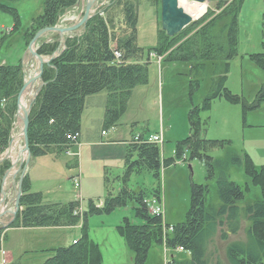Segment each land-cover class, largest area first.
<instances>
[{
    "label": "trees",
    "instance_id": "obj_1",
    "mask_svg": "<svg viewBox=\"0 0 264 264\" xmlns=\"http://www.w3.org/2000/svg\"><path fill=\"white\" fill-rule=\"evenodd\" d=\"M160 6L161 0H153ZM243 0H232L228 4L218 2L219 12L212 10L199 20L192 21L180 33L168 36L162 28L158 30L157 44L149 50L163 56L164 61H191L194 68L205 67L209 61L215 66L214 85L201 105L189 111L190 134L176 143L175 155L181 157L185 152L190 158L204 161L208 178L216 176L215 168L226 163L214 159L207 153L208 148L229 143L225 140L206 139L202 136L204 125L200 113L209 110L217 98L241 104L245 111L259 107L264 102V82L256 98L249 103L243 96L233 93L225 84L231 60L238 53V17ZM78 0H45L43 12L33 18L31 25L23 32L25 45L38 30L58 24L61 16L74 8ZM122 18V31L117 36L116 14ZM0 11L8 12L14 19L13 31L21 28V18L16 7L6 0H0ZM138 0H110V4L97 9L80 32L65 36L62 44L58 33L51 39L41 37L36 50L39 54L51 57L61 51L44 65L41 91L30 110L28 128L31 157L77 152L81 131L85 99L90 95L106 92L104 127L117 125L127 111L133 90L149 80L148 62L141 61L144 49L137 44ZM264 28V22H263ZM5 35H0V45ZM114 47L122 54L115 60ZM262 47L264 49V32ZM251 60L264 70V52L250 55ZM25 73L22 62L0 64V154L10 143L16 122L17 95L23 86ZM77 154V153H76ZM78 157V156H77ZM69 161V166L77 165L78 158ZM234 163L243 166L248 178L246 185H239L222 173L217 178L218 195L221 203L208 202V184H192L191 203L186 220L172 225L171 231L164 233L161 216L152 215L145 207V197L158 195L161 191V169L174 162L164 158L156 143H130L125 158V169L120 177L124 186L116 194L108 192L103 204L97 206L93 199L87 201L82 218L75 214L79 202L47 203L42 192L31 190L29 176L26 174L22 184L20 207L16 217L8 227H71L81 224V237L67 246L48 247L41 252L49 256L41 264H103L100 245L89 234L88 218L92 214H107L128 202L134 204V217H124L116 226V231L124 239L133 254L129 264H146L150 249L165 243L171 250L183 247L190 258L173 256L166 264H222L212 263L207 254L210 239L219 230L222 237L227 231L236 233L243 219H247L246 241H232L226 245L225 252L229 264H264V165L257 167L247 152L232 157ZM11 167V160L0 162V197L2 180ZM149 171L157 180L154 189H131L127 182L133 174ZM258 194L247 198L251 189ZM166 225L170 226L166 223ZM227 231H223V227ZM6 228L0 227V237L6 239ZM11 264H21L13 262Z\"/></svg>",
    "mask_w": 264,
    "mask_h": 264
},
{
    "label": "rangeland",
    "instance_id": "obj_2",
    "mask_svg": "<svg viewBox=\"0 0 264 264\" xmlns=\"http://www.w3.org/2000/svg\"><path fill=\"white\" fill-rule=\"evenodd\" d=\"M6 1L17 8L21 18V28L19 31H13V17L8 12L0 11V35H10L0 45V57L10 54L11 63H18L24 56L23 52L25 50L29 52L28 45H25L23 32L31 25L33 18L43 12L45 0ZM187 1L193 2V0ZM203 3H205L204 13L193 18V21L199 20L209 10L219 12L218 1L207 0ZM109 4L110 0H98L95 8L98 9ZM80 9H84L83 1L66 11L56 25L68 26L71 24V21L63 19L64 15L66 13L67 16H69L68 13L74 15ZM115 14V34L118 36L122 31V18L119 15V10H116ZM2 22L12 26L2 28ZM238 22L239 54L231 60L225 84L233 93L243 96L251 103L255 100L257 92L264 82V70L250 58L251 54L264 52L262 47L264 0H243ZM161 28L160 6L156 2L154 4L153 0H138L137 44L144 49L141 60L149 62V80L146 84L134 88L128 102V110L121 117L117 127L126 130L125 135H127L132 129L137 132L147 131L148 134L160 132L162 126L164 130L163 157L174 159L170 165L163 166L159 179L164 206L163 219L165 223L174 225L186 220L190 209L193 183L208 184L210 189L208 202L214 205L221 203L218 195L217 178L222 173L237 184L246 185L248 178L244 173L243 166L232 161L234 155H241L250 151L257 167L264 164V144L257 146L254 144L257 139L263 137V135L259 136L261 131H258L256 126L264 124V102L259 107L245 111L242 103L236 104L224 98H217L209 110L200 113V119L204 125L202 136L209 140L217 139L229 142L207 150V153L214 159L226 162L221 167L215 168L216 176L213 179L208 178L204 161L198 158L191 159L189 151L185 152L183 156L177 157L174 151L176 143L190 134L189 111L193 106L201 105L204 98L210 94L214 85L216 69L209 61L205 62V67L194 68V63L191 61H159L156 57L148 60L149 50L157 44L158 30ZM50 34L52 33L43 37L50 40ZM28 54L32 62L29 63L28 67L25 63L27 76L31 75L37 66L34 57L30 53ZM39 83L40 81L36 82L35 88ZM28 96V99H25L27 104H29L32 95ZM103 113L104 109H96L93 117H102ZM89 115L90 113H87L84 117L86 126L91 125ZM17 122L18 126L14 129V135L20 133L22 128V120ZM18 139L17 137L16 140ZM19 140L18 144L22 147V139ZM68 157L65 153L58 157L40 156L37 160H43V163L45 161V165L40 163L36 167H34L35 157L29 159L27 172L31 171L32 174H35L36 168H38V172L41 173L39 183L35 185V188L46 190L49 187L51 189L50 192H43L45 199L64 201L75 198L78 200L77 194H81L79 199H81L82 208L85 209L90 198L94 200L96 205L101 206L108 191L116 194L120 189V181L116 178L120 171L112 166L116 165L115 161L107 162L106 167L102 162L91 166L87 164V170L90 168L93 173L95 172L99 176L98 180L95 181L89 178L85 180L84 175L79 171L81 156L78 166L71 169L66 166ZM72 175L74 176L70 178ZM77 175H80L81 178L80 189L74 185V177ZM106 176L110 178L108 188L104 181ZM127 185L131 189L145 188L151 190L157 186V180L151 172L144 171L141 174H133ZM258 193V189L252 188L251 193L247 194V198L251 199ZM133 207L134 204L128 202L125 206L117 207L110 213L89 216V234L100 245L103 264H129L132 262L133 254L124 239L116 231V226L122 223L124 217H129L135 222L138 221L134 217ZM9 216L12 217L10 214ZM8 222L1 220L0 226ZM81 224L82 219L76 226L56 231H24L9 228L4 246L18 260L20 259L22 264H41L49 254L37 251V249L71 244L73 239L81 237ZM247 225L248 221L244 218L236 233L229 232L223 238L222 231L219 230L210 239L207 254L212 263L219 260L222 264H229L225 252L226 245L232 241H246ZM25 249L28 252H25ZM171 254L181 258H187L189 255L187 251L174 252L169 250L168 255ZM167 261L164 247L155 245L149 251L146 264H166Z\"/></svg>",
    "mask_w": 264,
    "mask_h": 264
},
{
    "label": "crops",
    "instance_id": "obj_3",
    "mask_svg": "<svg viewBox=\"0 0 264 264\" xmlns=\"http://www.w3.org/2000/svg\"><path fill=\"white\" fill-rule=\"evenodd\" d=\"M82 12H83V10L80 9L79 12H77L76 14L73 13L74 15H70L71 13H68L69 16H67L66 15L67 13H66L64 15L63 19L64 20L67 19L68 21H71V24H73L78 19H80V17L82 16ZM12 25H10V26H12ZM10 26H8L7 23H5V22L1 23L2 28L10 27ZM63 26H67V25H63ZM65 35H67V34H65ZM8 36H10V35H5V38L2 40V42H4V40H6ZM2 42H1V44H2ZM26 51L27 50H25V52H23L24 56H23V58L20 59V61L23 63H26V65L28 67L29 63H31L32 61L30 60L31 58H29V56H28L29 52H26ZM8 63H11L10 54H7L3 57H0V64H8ZM11 64H13V63H11ZM106 98H107L106 92H100V93L86 97L85 107H84V111H83V115H82V121H81V131H80V137H79V144L77 146V152H73L70 150L72 153H77L78 155H74V154L69 155L66 152V155L69 156L68 157L69 160L66 162V166L69 169L74 168L75 166H78V163H77V165L75 164L73 166H69L68 162L76 160L77 156H78L77 158L79 161V157L81 156V168L79 171L82 173V175H84L85 180H86V178H89L91 180L96 181V180H98L99 176L95 172L93 173L92 169L89 168V170H87L86 165L88 164V166L89 165L91 166L93 164H98V163L102 162L104 164V167H106L108 165L107 162L115 161L116 165H112V166H115L116 170L120 171V173L116 177L118 179V181H120V184H121L119 187L120 189L118 190V191H120L122 189V187L124 186V183L122 182L120 177L122 176L124 169H125V158H126V154L128 152L129 144H130L131 140L133 139V137L136 134H141L143 136H149V135L154 134V133L148 134L147 131L137 132V131L132 129L131 131H129V133L127 135H125L126 130H123V129L117 127V125L119 123L117 125L111 127V128L106 129L104 127ZM96 109H101V110L104 109V113H103L102 117H97V118L93 117ZM127 110H128V108H127ZM87 113H90V115L88 116V118L91 120L90 126H86L84 123V117H85V114H87ZM17 126H18V122L15 123L14 129H16ZM256 127H257L256 129L258 131H261V132H259V136L263 135V137H260L259 139H257L254 142L255 146L264 144V132H263L264 131V124L257 125ZM161 128H162V126H161ZM14 129H13V133H15ZM162 130H163V128H162ZM112 135H113V137H111ZM163 138H164V130H163ZM19 141L20 140L18 139V140H15L13 143V147H12L13 148V155H12L13 157L10 158L11 162L13 160H15L18 153L20 152V149L22 148L18 144ZM244 143H245V140H244ZM248 152L251 154V157L253 158V154L250 151H248ZM47 156L58 157V156H53L50 154L43 155L41 157H47ZM162 156H163V151H162ZM32 157H34V156H32ZM39 157L40 156L35 157L36 160H34L35 161L34 167L39 166L40 163H43V160L42 161L37 160ZM42 165H45V161ZM36 170H37V172L35 174H32L31 171L27 172V166H26L25 174H27L29 176L30 183H31V190L34 192H42V193L43 192H50L51 189H49V187L46 190H43V189L40 190V189L35 188V185L37 183H39V177L41 175V173L38 172V168H36ZM104 171H105V169H104ZM105 173L107 174V172H105ZM73 176L74 175L70 176V178H72ZM104 181L106 182V187L108 188L110 178L106 176L104 178ZM18 182H19V177L16 174L15 177L11 176L7 180V183H6V191H7L6 192V198H7V202L11 203V207H13V204H14V199H15V195H16V189L18 186ZM108 192H111V191H108ZM43 198H44V201L47 203H55V202L65 203L64 201L69 202V201L75 200V198H72V199H68V200H64V201H62V200H57V201L52 200L51 201V200L45 199L44 194H43ZM11 219H12V217H10L8 214V215H5L1 220L4 222H8ZM10 228H14L17 230H24V231H27V230H29V231H32V230H41V231L55 230L56 231V230L68 228V226H66V227H35V228L10 227ZM8 229L6 231V238H7ZM222 230L226 232L227 227L224 226ZM227 233H229V231H227ZM221 234H223V233L221 232ZM4 243H5V241H4ZM50 247H53V246H50ZM45 248H48V247H45ZM45 248L37 249V251H41ZM26 250L27 249H25V252H28ZM174 252H176V251H174ZM178 252H185V250L184 251H178ZM4 253H5L4 259H5L6 264H11L13 262H20L21 263L20 259L18 260L12 252H10L9 250H7L5 248V246H4ZM173 256H175V255L171 254L170 258ZM189 258H190V254L187 256V258H184V259H189Z\"/></svg>",
    "mask_w": 264,
    "mask_h": 264
},
{
    "label": "water",
    "instance_id": "obj_4",
    "mask_svg": "<svg viewBox=\"0 0 264 264\" xmlns=\"http://www.w3.org/2000/svg\"><path fill=\"white\" fill-rule=\"evenodd\" d=\"M81 1L84 2V10L82 17L72 25L69 26H51L41 28L36 32L32 40L28 45V51L34 57L37 66L33 72V74L27 77L26 75V66L23 63V69L25 73V79L22 88L20 89L17 95V112L16 117L17 121L22 120V128L20 133L17 135H12L9 146L2 157H0V162L7 159L12 158L13 154V143L16 138H20L23 140V148L18 153L15 160L12 161L11 167L6 171L3 180H2V189H1V197H0V223L3 216L10 214L12 219L6 223L2 224L1 227H8L12 220L16 217L18 211L20 210V198L22 195V184L23 179L26 172V166L31 158V151L29 147V138H28V128L30 122V110L32 104L35 102L36 97L41 91L44 83L42 81V74L44 70V65L49 63L50 60L56 57L61 51L55 52L51 57H46L39 54L36 50V44L38 40L49 32H58L61 37V43H65V33L77 31L81 28H85L89 19L96 13L95 4L98 0H78V3ZM205 2L207 0H193ZM218 2H225L228 4L231 0H214ZM193 21V17L187 13L182 6L179 5V0H161V26L162 29L166 31L168 36H174L180 33L186 26H188ZM37 81H40L37 88H35V84ZM35 88V89H34ZM32 94L30 98L29 104L27 106L23 105V99L27 97V95ZM20 164L17 166V163ZM21 170L18 186L16 189V197L15 203L13 207H10V204L6 202V183L7 180L14 176Z\"/></svg>",
    "mask_w": 264,
    "mask_h": 264
},
{
    "label": "built area",
    "instance_id": "obj_5",
    "mask_svg": "<svg viewBox=\"0 0 264 264\" xmlns=\"http://www.w3.org/2000/svg\"><path fill=\"white\" fill-rule=\"evenodd\" d=\"M114 55H115V60L119 61L122 54L119 50L114 49ZM151 57H156L157 55L155 53H150ZM160 59V57H159ZM134 143H157V144H161L162 143V132L159 134H155V135H150L148 137H142L140 135H137L134 137L133 139ZM74 185L77 189H80L81 187V178L80 175H77L74 177ZM78 197V201L80 203L79 207L76 209L75 214L77 215H81L83 212V208L81 205V199H79L81 197V194H77ZM143 203L145 205V207L147 208L148 212L152 215H157V216H161L163 217L164 211H163V200H162V195H158V196H151V197H146L143 200ZM173 227H169V228H165L164 233L167 230H172ZM1 239V238H0ZM76 242V241H74ZM167 250V248H165ZM180 250H183V247H179ZM5 253L2 247H0V264H6L5 262Z\"/></svg>",
    "mask_w": 264,
    "mask_h": 264
},
{
    "label": "bare ground",
    "instance_id": "obj_6",
    "mask_svg": "<svg viewBox=\"0 0 264 264\" xmlns=\"http://www.w3.org/2000/svg\"><path fill=\"white\" fill-rule=\"evenodd\" d=\"M179 5L182 6L184 10L187 13H189L193 18H197L201 16L205 11V3L200 2V1H193L191 3V2H188L187 0H179ZM26 98L23 99V105L25 106L27 105V101H25Z\"/></svg>",
    "mask_w": 264,
    "mask_h": 264
}]
</instances>
